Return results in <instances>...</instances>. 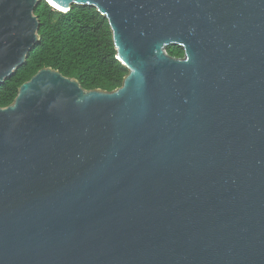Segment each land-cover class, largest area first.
<instances>
[{
    "label": "water",
    "instance_id": "1",
    "mask_svg": "<svg viewBox=\"0 0 264 264\" xmlns=\"http://www.w3.org/2000/svg\"><path fill=\"white\" fill-rule=\"evenodd\" d=\"M38 1L0 0V84ZM44 1L95 8L127 74L0 107V264H264V0Z\"/></svg>",
    "mask_w": 264,
    "mask_h": 264
},
{
    "label": "trees",
    "instance_id": "2",
    "mask_svg": "<svg viewBox=\"0 0 264 264\" xmlns=\"http://www.w3.org/2000/svg\"><path fill=\"white\" fill-rule=\"evenodd\" d=\"M33 13L39 21L38 41L25 62L0 84V107L12 103L18 87L46 67L76 79L86 90L111 91L121 85L127 70L115 58L106 18L95 8L72 5L62 12L40 0ZM166 50L172 56L183 55L178 45Z\"/></svg>",
    "mask_w": 264,
    "mask_h": 264
}]
</instances>
